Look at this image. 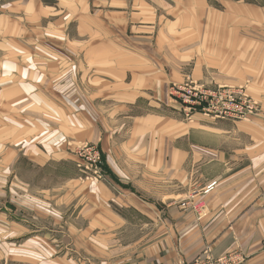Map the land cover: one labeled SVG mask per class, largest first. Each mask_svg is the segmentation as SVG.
<instances>
[{
	"label": "crops",
	"instance_id": "crops-1",
	"mask_svg": "<svg viewBox=\"0 0 264 264\" xmlns=\"http://www.w3.org/2000/svg\"><path fill=\"white\" fill-rule=\"evenodd\" d=\"M261 12L244 0H0V196L61 229L59 250L0 237L1 264H185L206 250L264 264V123L161 108L173 85L216 83L205 70ZM85 142L108 181L80 179Z\"/></svg>",
	"mask_w": 264,
	"mask_h": 264
},
{
	"label": "rangeland",
	"instance_id": "rangeland-1",
	"mask_svg": "<svg viewBox=\"0 0 264 264\" xmlns=\"http://www.w3.org/2000/svg\"><path fill=\"white\" fill-rule=\"evenodd\" d=\"M252 1H255V3ZM244 2L245 4L250 3L261 7L262 12L260 14V20L257 21L255 18H245L244 24L242 25L243 28L241 29L243 32L242 35H239L238 33V37H236L235 34L230 37V39L233 40V48L231 52L227 53L228 58L224 66L220 67L218 66L220 63L215 64L212 62L213 66H209V68L205 70V75H208L209 77L213 76L216 83H202L204 87L209 89L218 86H242L250 96L260 103L262 117L257 118H260L261 123H264V99L261 98L264 96L261 95L264 94V0H244ZM213 7L219 8L218 3H213ZM233 26L235 27V24H233ZM161 108L165 113H168L169 116L171 115V117L181 121L184 119L187 121L192 115L196 114V112L193 111V113L186 114V112L182 110L181 105L178 102H175L171 97H169V101L166 104H163ZM86 143L99 146L98 143L92 142H85L82 144ZM72 165L78 172L82 181L95 182L86 178V175L82 174L75 165V159ZM40 174L42 176V173ZM8 203L9 199L6 196H0V210H4V212L0 211L1 238H6V241H14L17 244L19 243L20 245H23L28 241L27 239L29 237L34 236L41 239L40 241H42V244L45 236L48 237L49 240L52 238V243L58 247V250L61 248L60 243H58L61 229L54 225L52 226L48 220H40L45 218L42 212L39 215L38 213H35L34 210H30L27 206L20 203L18 206L19 209L13 213L10 208L7 207ZM46 219L49 218L46 217ZM29 220L39 223L41 226H30L27 223ZM36 245L38 246L39 244Z\"/></svg>",
	"mask_w": 264,
	"mask_h": 264
},
{
	"label": "built area",
	"instance_id": "built-area-1",
	"mask_svg": "<svg viewBox=\"0 0 264 264\" xmlns=\"http://www.w3.org/2000/svg\"><path fill=\"white\" fill-rule=\"evenodd\" d=\"M170 97L178 102L182 110L188 113H201L211 118L250 121L262 117L260 103L250 96L242 86H218L212 89L187 80L170 88ZM193 111V112H192ZM264 117V116H263ZM75 165L91 181H108V173L103 165L102 151L96 144H79L73 148ZM181 209L191 208L200 218L204 215L202 201H182ZM261 251L264 253V233L261 240ZM199 255L185 264H245V255L232 250L218 257Z\"/></svg>",
	"mask_w": 264,
	"mask_h": 264
},
{
	"label": "trees",
	"instance_id": "trees-1",
	"mask_svg": "<svg viewBox=\"0 0 264 264\" xmlns=\"http://www.w3.org/2000/svg\"><path fill=\"white\" fill-rule=\"evenodd\" d=\"M102 158H103V160H104L103 154H102ZM103 167H104L105 171L108 173V170H107V168H106L105 162H104ZM108 174H109V173H108Z\"/></svg>",
	"mask_w": 264,
	"mask_h": 264
}]
</instances>
